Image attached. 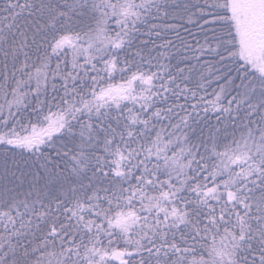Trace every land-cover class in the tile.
<instances>
[{
    "label": "snow or ice",
    "instance_id": "6c2138e0",
    "mask_svg": "<svg viewBox=\"0 0 264 264\" xmlns=\"http://www.w3.org/2000/svg\"><path fill=\"white\" fill-rule=\"evenodd\" d=\"M0 264H264V0H0Z\"/></svg>",
    "mask_w": 264,
    "mask_h": 264
}]
</instances>
